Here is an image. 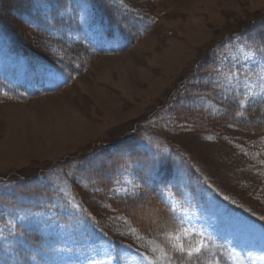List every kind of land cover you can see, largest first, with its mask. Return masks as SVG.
I'll list each match as a JSON object with an SVG mask.
<instances>
[{"label": "rangeland", "instance_id": "374dc122", "mask_svg": "<svg viewBox=\"0 0 264 264\" xmlns=\"http://www.w3.org/2000/svg\"><path fill=\"white\" fill-rule=\"evenodd\" d=\"M36 3L49 18L46 2ZM148 7L159 21L129 52L98 58L56 95L0 103V193L17 178L34 177L63 196L49 211H12L16 220L44 233V264H173L156 238L136 229L63 168L148 120L209 179L202 200L186 203L167 196L185 220V228L172 235L173 245L197 254L218 242L231 249L234 264H264V232L252 223L264 217V133L227 130L225 144L208 133L183 134L162 121L173 90L213 47L217 70L203 79L225 97L264 99V57L231 40L232 33L264 18V0H162ZM0 65L21 72L28 67L1 33ZM189 101L213 113L218 109L206 96ZM136 209L143 220L160 224L147 205Z\"/></svg>", "mask_w": 264, "mask_h": 264}, {"label": "trees", "instance_id": "16d2710c", "mask_svg": "<svg viewBox=\"0 0 264 264\" xmlns=\"http://www.w3.org/2000/svg\"><path fill=\"white\" fill-rule=\"evenodd\" d=\"M44 1L49 18L36 0H0V33L28 64L24 72L0 65V103L56 95L87 73L98 58L129 52L158 23V15L148 6L162 0ZM232 34V42L245 43L264 57V18ZM213 49L173 90L162 108V121L183 134L208 133L225 144L227 130L264 133V99L242 102L236 96L225 97L212 81L203 79L217 70ZM195 96L212 100L217 111L188 102ZM150 124L142 121L124 138L94 147L63 168L85 181L97 198L136 229L156 238L173 264H234L226 244L213 242L197 254L173 245L172 235L185 228V220L167 196L186 203L202 200L209 192V179L179 145L154 132ZM7 190L0 193V264H44V233L16 220L12 211L17 207L49 211L54 203H62L63 196L34 177L17 178ZM139 204L151 208L160 224L140 218ZM252 223L264 232V217Z\"/></svg>", "mask_w": 264, "mask_h": 264}, {"label": "snow or ice", "instance_id": "6c2138e0", "mask_svg": "<svg viewBox=\"0 0 264 264\" xmlns=\"http://www.w3.org/2000/svg\"><path fill=\"white\" fill-rule=\"evenodd\" d=\"M262 79H264V74H262ZM196 251H199V249H197Z\"/></svg>", "mask_w": 264, "mask_h": 264}]
</instances>
